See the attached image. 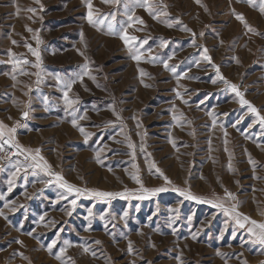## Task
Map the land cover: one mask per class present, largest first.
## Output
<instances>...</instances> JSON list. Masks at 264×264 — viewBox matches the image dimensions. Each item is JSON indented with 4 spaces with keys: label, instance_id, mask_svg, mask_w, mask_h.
Masks as SVG:
<instances>
[{
    "label": "rangeland",
    "instance_id": "374dc122",
    "mask_svg": "<svg viewBox=\"0 0 264 264\" xmlns=\"http://www.w3.org/2000/svg\"><path fill=\"white\" fill-rule=\"evenodd\" d=\"M91 3L93 24L85 0H0L3 140L44 158L23 162L35 152L10 144L0 152V264H264L250 225L240 228L224 211L236 205L264 223V124L231 89L264 116V0ZM120 34L147 40L139 62ZM45 161L48 173L27 167ZM50 173L124 196L69 194ZM133 175L144 188L167 190L145 193Z\"/></svg>",
    "mask_w": 264,
    "mask_h": 264
},
{
    "label": "snow or ice",
    "instance_id": "6c2138e0",
    "mask_svg": "<svg viewBox=\"0 0 264 264\" xmlns=\"http://www.w3.org/2000/svg\"><path fill=\"white\" fill-rule=\"evenodd\" d=\"M85 2H86L87 7H88V9H89V12H88V22H89L90 24H93V23H94V21H93V19H92V16H93V13H92V7H93V5H92V3H91V0H85ZM102 2H104V3H119L120 0H102ZM197 2L199 3V0H197ZM247 2L251 3V0H247ZM137 4H138L139 6L149 7V5L147 4V0H144V3H143V4H140V0H137ZM165 7H167V6H165ZM205 10H207V8H205ZM28 11H34V9H28ZM233 11H234V10H233ZM260 11H261V13H264V5L261 6ZM150 15H153V18H154V19H157L158 16H160V15H167V13H166V12L153 13V12L150 11ZM234 15L236 16V19H238V20H240L241 22H244V23H245V27L248 29V31H254V29H252V28L246 23L245 18H244V16H243L242 13H235V12H234ZM113 18H114V14H113ZM135 19H136V21L139 22V24H141V25L144 24L143 19H141V18H139V17H136ZM132 20H133V16H132V15H129V16H128V21H129V23H128L127 27H131V22H132ZM167 26H168V27H172V24L169 23ZM122 29H123V32L126 33L127 28L124 27V26L122 25ZM28 30L31 31V29H28ZM183 30H185V31H191V29H188L186 26H185V28H184ZM109 34H113V35H114V34H117V33H115V32L113 31V27H112V25H109ZM257 34H258V33H257ZM193 35H195V34H193ZM201 35H203V33H201ZM81 37H82V39H83V33H81ZM120 39L123 41V43L125 44V46H128V47H129V51H130L131 53H133V55H132L131 58H132L133 60L139 62V61L141 60L142 55H143V52L141 51V49H143V46H144L145 44H147V40L145 39V40H143V41H139L137 37H135V36H130V35H126V34H120ZM134 42H136V43H134ZM13 43L15 44L16 41H13ZM166 43H167V42L165 41V42H164L163 44H161L160 46L163 47V46H165ZM193 43H194V41H193ZM221 43H223V42L221 41ZM29 47H30V46H29ZM30 50L33 51V54L37 57V63H36L35 65H33V66L36 67V68H40V63H39L40 56H39V53L36 52L35 50L31 49V48H30ZM147 51H148V52H151L152 49L149 48V49H147ZM80 54L83 55V53H80ZM170 58H171V57H170ZM155 59H156L155 57H150V61H151V60H155ZM204 59L209 60V61L211 60V58L207 55V49H206V48L204 49ZM17 63H19V62H17ZM23 63L27 64L28 61H27V60H24ZM164 66H165L166 69L169 67L168 64H167V61L164 62ZM85 67H87V65H85ZM213 67H216V66L213 65ZM171 71L175 72V68H172ZM216 71H217V75L220 76L219 68H218V67H216ZM139 72H140V75H141V76L146 75V73H144L143 69H139ZM22 74H26V73H23V72H22ZM85 74H87V73H85ZM80 78L82 79V77H80ZM13 79H15V77H13ZM57 79H59V78H57ZM92 79L95 80V77H92ZM220 79L223 80L224 78H223L222 76H220ZM73 83H75V80H73V81H71V82H69V83H67V84L65 85V87H66L67 90L64 91V99H65L66 103L69 104V106H71V104L74 103L73 101L68 100V90H71V87H72V84H73ZM212 83H216V80H213ZM225 83H227V81H225ZM145 86L147 87L148 85H145ZM231 89H232L234 92H236V94H237L238 96H241V101H240V102H241L242 104H244V105H247L248 108H249V110H250L252 113H255V114L257 115V117L259 118L261 124H264V116H260L258 110H257L254 106H252V105L250 104L249 101L243 99V94L237 91V86H236L235 84H232V85H231ZM179 95H180V94L177 93V96H178V97H179ZM185 103H186V101H185ZM23 116H24V117H27V116H28V113H27V112H24V113H23ZM83 118H84L83 116L80 117V119H83ZM72 125H73L74 127L77 126V120H76V119H73V120H72ZM5 128H6V126L3 124V122H0V141H2V142H0V152L5 151V144H10L11 146L16 147L17 150H18L20 153H24V152L31 153V152H33V151L35 152V155H33V156H31V157H29V156L26 155V156H25V159H26V160H27V159H31V160H33V161H37V160H41V161H42V160L44 159L42 156L39 155V154H40V149H39V148H37V149H35V150H32V149H24L21 145H19V144H15V143H12L11 140H3V137L5 136V131H4ZM80 131L83 133V128H81ZM7 132H8L9 134H14V133L16 132V128H15V127H13V128H9V129H7ZM225 136H227V132H225ZM129 147H132V145L130 144ZM27 167H31V168H41V169H43V171H45V173H48V169L50 168V166L47 164L46 161H45L43 164H40V163H34V164H30V165H28ZM19 170H20V169L17 168L16 171L19 172ZM156 171H157V172H160V170H159L158 168L156 169ZM50 174H51V175H55V177H56V181H57V182H60V186L63 187V188H65L69 194H71V193L74 192V193H76L77 196H78L79 194L82 193V191H87V192H91L92 195H94V196H98V197H116V196H124V193H118V192H102V191L89 190V189L81 190L80 188H76L74 185H72V184L68 183L67 181H65L64 178H63L61 175H59V174H55V173H50ZM15 175H16V173L14 172V173H13V176H15ZM161 175H163V174L161 173ZM132 178L136 181V183H138V184L141 185V189H142V191L145 192V193H150V194H152V195H155V194L158 193V192H163V191H166V190H167V189L162 188V187H161V188H154V189L144 188V187H143V184H142V182H141V180L139 179L138 176L133 175ZM163 178H164V180H165L167 183H171V181H169L168 178H167L166 176H164ZM41 182L43 183L44 181H41ZM49 182H50V181H49ZM11 184H12V181L10 180V181H9V185H11ZM174 190H175V191H178L179 194H180L181 196L185 197L186 199L196 200V201H198V202H205L204 198L194 195L190 190H185V189H180V188H176V189H174ZM227 195H228L229 197H233V194H232V193H227ZM64 198H67V197H64ZM138 198L143 199V198H146V197L141 196V197H138ZM233 198H234V197H233ZM206 202H208V203H212V201H206ZM71 204H72L73 206H75V204H76V200L73 199V200L71 201ZM214 206H215V207H221V208L223 207V205L220 204V203H217V204H215ZM4 207H8V205L5 204ZM12 210L15 211V209H12ZM224 211H225V213H227V214H229V215L234 214V216H235V220H236V224H237L240 228H245V225H246V224H249L250 227L247 228V231H248L249 234H251V236L256 237V240L254 241V243L258 242L261 246H264V223H258V222L255 221V220H251L248 216H242V214L239 213V212L236 210V205H233L231 209L224 208ZM89 213L91 214V210H89ZM68 214L71 215V212H69ZM2 215H4V213H3L2 211H0V216H2ZM5 219H7V217H5ZM40 219L43 220L44 217L41 216ZM86 230H87V229H86ZM28 235H32V233H28ZM193 239H195V236H193ZM16 243H18V244H22L23 242L17 240ZM96 243H97V244H100L101 242H100V241H96ZM53 244H55V241H53ZM65 245H66V247H71V246H72V245H71L69 242H67V241L65 242ZM65 250H66V248H61V249H60V252L63 253ZM48 251L51 253V251H52V245H49V246H48ZM84 251L87 252V251H89V249H88V248H84ZM131 251H132V245H131V241H130V242H129V252H131ZM92 255L95 256V252H93ZM55 258H56L57 260H60V259H61V256H60L59 254H57V255L55 256ZM245 264H246V262H245Z\"/></svg>",
    "mask_w": 264,
    "mask_h": 264
},
{
    "label": "built area",
    "instance_id": "2783aa9c",
    "mask_svg": "<svg viewBox=\"0 0 264 264\" xmlns=\"http://www.w3.org/2000/svg\"><path fill=\"white\" fill-rule=\"evenodd\" d=\"M13 150H10V152L8 153L9 154V156H11L12 154H13ZM20 159L23 161V162H26L27 160L25 159V156L24 155H22L21 157H20Z\"/></svg>",
    "mask_w": 264,
    "mask_h": 264
}]
</instances>
